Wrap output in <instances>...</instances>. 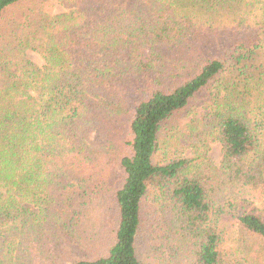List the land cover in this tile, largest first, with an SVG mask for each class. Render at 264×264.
Masks as SVG:
<instances>
[{
  "label": "trees",
  "instance_id": "trees-1",
  "mask_svg": "<svg viewBox=\"0 0 264 264\" xmlns=\"http://www.w3.org/2000/svg\"><path fill=\"white\" fill-rule=\"evenodd\" d=\"M49 1L0 0V264H264V0Z\"/></svg>",
  "mask_w": 264,
  "mask_h": 264
},
{
  "label": "rangeland",
  "instance_id": "rangeland-1",
  "mask_svg": "<svg viewBox=\"0 0 264 264\" xmlns=\"http://www.w3.org/2000/svg\"><path fill=\"white\" fill-rule=\"evenodd\" d=\"M49 2H50V5H51L52 12L55 13V12H60V11L65 10L58 2H56L54 0H50ZM215 34L210 32V31H208L207 29L200 30L202 46H204V47L208 46L211 49L216 44V42L219 41V40H222L223 37L225 39L226 38H231V36H229L228 32L226 31L225 27H222V30H221L220 33L219 32H215ZM216 37H217V41H214ZM27 55L37 65L40 66V65L43 64V60H42V58L40 57V55L37 52L28 51ZM148 55H149L148 51L145 48H143L141 50L142 58L147 59ZM188 151L186 152V154L188 153ZM209 156L211 157V159L213 160L214 163H219L220 158H221V150H220V144L219 143L214 142V143L210 144ZM114 176H115V169H112V170L109 171V179H113Z\"/></svg>",
  "mask_w": 264,
  "mask_h": 264
}]
</instances>
